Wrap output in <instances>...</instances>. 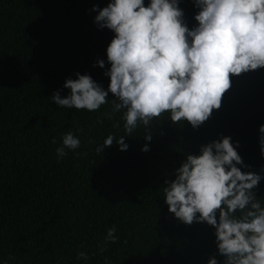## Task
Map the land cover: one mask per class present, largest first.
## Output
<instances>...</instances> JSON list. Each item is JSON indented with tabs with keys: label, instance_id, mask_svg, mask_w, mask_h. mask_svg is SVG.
Masks as SVG:
<instances>
[{
	"label": "trees",
	"instance_id": "trees-1",
	"mask_svg": "<svg viewBox=\"0 0 264 264\" xmlns=\"http://www.w3.org/2000/svg\"><path fill=\"white\" fill-rule=\"evenodd\" d=\"M108 3L0 0V264H207L212 256L223 264L213 226L188 225L169 212L165 181L175 178L187 155L230 136L250 165L237 166L262 177L253 191L264 206V67L231 76L221 107L198 128L187 120L173 123L165 112L147 130L151 141L139 124L125 136L127 150L114 142L97 153L108 135L126 134L124 109L108 118L118 98L109 92L106 104L88 111L59 107L51 97L69 95L63 85L76 73L108 89L106 50L115 33L95 22ZM178 6L187 27L198 26L194 0ZM68 131L81 145L58 160L56 148ZM113 226L118 240L101 253L98 245ZM79 252L89 259H77Z\"/></svg>",
	"mask_w": 264,
	"mask_h": 264
},
{
	"label": "clouds",
	"instance_id": "clouds-1",
	"mask_svg": "<svg viewBox=\"0 0 264 264\" xmlns=\"http://www.w3.org/2000/svg\"><path fill=\"white\" fill-rule=\"evenodd\" d=\"M200 10L198 26L189 29L178 0H109L98 9L95 22L115 33L107 47L110 77L105 90L89 74L76 73L63 85L70 94L55 92L51 99L63 108L96 111L112 100L108 118L122 109L125 135H108L101 153L113 143L127 150L125 136L139 124L151 141V122L170 113L173 123L187 120L198 128L221 107L223 95L231 87V76L264 67V0H194ZM93 11H97L94 5ZM103 68L104 60H98ZM95 66V65H94ZM102 123V121H100ZM119 121L113 124L119 128ZM82 131V129H77ZM52 143H56L55 137ZM259 144L264 156V124L259 126ZM81 141L72 131L56 148L57 159L76 150ZM230 136L202 145L200 154H189L176 169L175 178L165 181L164 199L169 212L185 224L206 222L215 229L218 253L223 264H264V206L253 191L262 179L245 165ZM145 144L142 151H148ZM79 155V153H77ZM240 215L237 216L236 213ZM218 213V218H217ZM115 226L99 251L103 253L118 240ZM95 255V253H93ZM77 259L88 260L86 252ZM207 264H218L212 256Z\"/></svg>",
	"mask_w": 264,
	"mask_h": 264
}]
</instances>
